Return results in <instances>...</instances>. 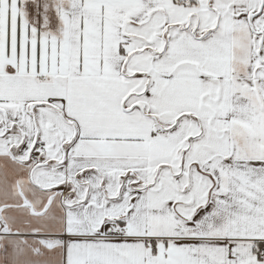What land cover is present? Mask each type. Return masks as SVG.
I'll return each mask as SVG.
<instances>
[{"label": "snow or ice", "instance_id": "snow-or-ice-1", "mask_svg": "<svg viewBox=\"0 0 264 264\" xmlns=\"http://www.w3.org/2000/svg\"><path fill=\"white\" fill-rule=\"evenodd\" d=\"M0 264H264V0H0Z\"/></svg>", "mask_w": 264, "mask_h": 264}]
</instances>
